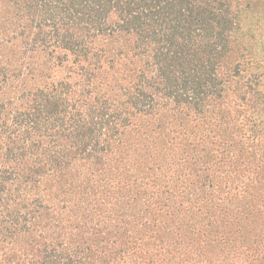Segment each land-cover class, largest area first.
Here are the masks:
<instances>
[{
  "label": "trees",
  "instance_id": "trees-1",
  "mask_svg": "<svg viewBox=\"0 0 264 264\" xmlns=\"http://www.w3.org/2000/svg\"><path fill=\"white\" fill-rule=\"evenodd\" d=\"M0 264H264V0H0Z\"/></svg>",
  "mask_w": 264,
  "mask_h": 264
}]
</instances>
